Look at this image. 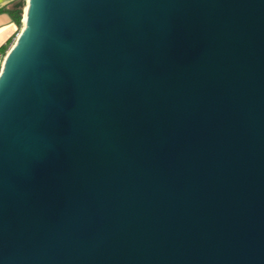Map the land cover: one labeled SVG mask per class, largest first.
<instances>
[{
    "label": "water",
    "instance_id": "95a60500",
    "mask_svg": "<svg viewBox=\"0 0 264 264\" xmlns=\"http://www.w3.org/2000/svg\"><path fill=\"white\" fill-rule=\"evenodd\" d=\"M15 7L0 264H264V0Z\"/></svg>",
    "mask_w": 264,
    "mask_h": 264
},
{
    "label": "crops",
    "instance_id": "0c3cea01",
    "mask_svg": "<svg viewBox=\"0 0 264 264\" xmlns=\"http://www.w3.org/2000/svg\"><path fill=\"white\" fill-rule=\"evenodd\" d=\"M18 1L0 0V47L6 45L10 39L13 41L19 32V27L8 12L10 8L15 7Z\"/></svg>",
    "mask_w": 264,
    "mask_h": 264
},
{
    "label": "trees",
    "instance_id": "16d2710c",
    "mask_svg": "<svg viewBox=\"0 0 264 264\" xmlns=\"http://www.w3.org/2000/svg\"><path fill=\"white\" fill-rule=\"evenodd\" d=\"M9 15L13 19V21L17 24V26L20 28L21 26V8L20 7H12L8 10ZM11 43V39L7 42L6 45L0 47V53L4 54L6 50L8 49V46Z\"/></svg>",
    "mask_w": 264,
    "mask_h": 264
},
{
    "label": "built area",
    "instance_id": "2783aa9c",
    "mask_svg": "<svg viewBox=\"0 0 264 264\" xmlns=\"http://www.w3.org/2000/svg\"><path fill=\"white\" fill-rule=\"evenodd\" d=\"M3 60H4V54L0 53V71L3 65Z\"/></svg>",
    "mask_w": 264,
    "mask_h": 264
},
{
    "label": "bare ground",
    "instance_id": "6f19581e",
    "mask_svg": "<svg viewBox=\"0 0 264 264\" xmlns=\"http://www.w3.org/2000/svg\"><path fill=\"white\" fill-rule=\"evenodd\" d=\"M26 18H27V9L25 8L24 20H23V26L22 27H24L26 25Z\"/></svg>",
    "mask_w": 264,
    "mask_h": 264
},
{
    "label": "rangeland",
    "instance_id": "374dc122",
    "mask_svg": "<svg viewBox=\"0 0 264 264\" xmlns=\"http://www.w3.org/2000/svg\"><path fill=\"white\" fill-rule=\"evenodd\" d=\"M20 28H21V26H20ZM20 28H19V30H20ZM14 40H15V39H14ZM14 40L11 41L10 45L8 46V49H9V47L11 46V44L14 42ZM8 49H7V50H8ZM4 55H5V53H4Z\"/></svg>",
    "mask_w": 264,
    "mask_h": 264
}]
</instances>
